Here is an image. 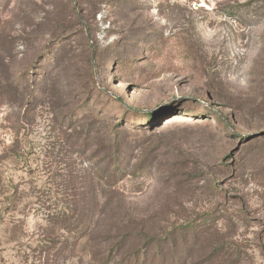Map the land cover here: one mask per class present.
Instances as JSON below:
<instances>
[{"label":"rangeland","instance_id":"obj_1","mask_svg":"<svg viewBox=\"0 0 264 264\" xmlns=\"http://www.w3.org/2000/svg\"><path fill=\"white\" fill-rule=\"evenodd\" d=\"M0 264H264V0H0Z\"/></svg>","mask_w":264,"mask_h":264},{"label":"trees","instance_id":"obj_2","mask_svg":"<svg viewBox=\"0 0 264 264\" xmlns=\"http://www.w3.org/2000/svg\"><path fill=\"white\" fill-rule=\"evenodd\" d=\"M75 222H76L75 230H76L77 233H79L81 230H82V232L85 231V229H84V227H85L84 220L80 219V220H76ZM78 238H80V236ZM82 238H84V237H82ZM125 240L126 239H123V240L122 239H117V241H115V244L113 246L107 248V251H108L110 257H113L114 253L117 252V251H118V253L121 252L120 250L123 248L122 245L125 242ZM127 242H128V239H127Z\"/></svg>","mask_w":264,"mask_h":264}]
</instances>
